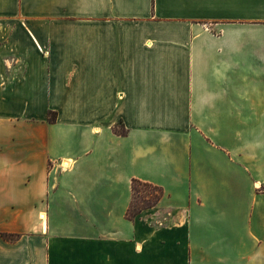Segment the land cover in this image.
I'll return each instance as SVG.
<instances>
[{
    "label": "crops",
    "instance_id": "crops-1",
    "mask_svg": "<svg viewBox=\"0 0 264 264\" xmlns=\"http://www.w3.org/2000/svg\"><path fill=\"white\" fill-rule=\"evenodd\" d=\"M0 264H264V0H0Z\"/></svg>",
    "mask_w": 264,
    "mask_h": 264
},
{
    "label": "trees",
    "instance_id": "trees-1",
    "mask_svg": "<svg viewBox=\"0 0 264 264\" xmlns=\"http://www.w3.org/2000/svg\"><path fill=\"white\" fill-rule=\"evenodd\" d=\"M49 122H55V114L49 115ZM114 133L120 136L125 135L123 126L113 129ZM161 188L149 183H144L133 179L131 181V201L125 213L127 220H134L139 214L147 209L154 207L162 198ZM1 237L7 241L16 240L17 235L1 234Z\"/></svg>",
    "mask_w": 264,
    "mask_h": 264
},
{
    "label": "rangeland",
    "instance_id": "rangeland-1",
    "mask_svg": "<svg viewBox=\"0 0 264 264\" xmlns=\"http://www.w3.org/2000/svg\"><path fill=\"white\" fill-rule=\"evenodd\" d=\"M255 189H256L257 191H259V190L261 189V185H258L257 187H255Z\"/></svg>",
    "mask_w": 264,
    "mask_h": 264
}]
</instances>
